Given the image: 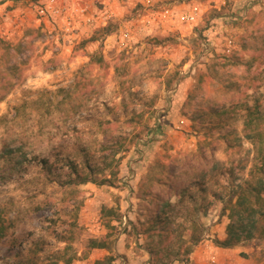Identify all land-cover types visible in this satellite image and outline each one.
<instances>
[{
    "label": "rangeland",
    "instance_id": "1",
    "mask_svg": "<svg viewBox=\"0 0 264 264\" xmlns=\"http://www.w3.org/2000/svg\"><path fill=\"white\" fill-rule=\"evenodd\" d=\"M43 1L0 0V264H264L263 229L215 244L238 191L264 180V0H58L41 15ZM6 151L23 163L11 177ZM70 162L92 180L67 183Z\"/></svg>",
    "mask_w": 264,
    "mask_h": 264
},
{
    "label": "trees",
    "instance_id": "2",
    "mask_svg": "<svg viewBox=\"0 0 264 264\" xmlns=\"http://www.w3.org/2000/svg\"><path fill=\"white\" fill-rule=\"evenodd\" d=\"M260 101L255 100V103L252 106H245L243 109L245 111V119H244V129L245 134L247 137L252 138L251 134H256L257 136H261V122L263 119V113L260 109ZM262 142V141H261ZM122 142H115L110 145H103L101 148L103 152V164L105 167H110L109 170V177L103 178L100 183H108L112 185L114 183V179L117 175V167H115V164H113V158L115 153L119 150L117 147H120ZM259 151L261 152L259 165L261 170H264V142L259 144ZM5 157L7 158V162H9V168L7 170V173L3 177H11L12 174L17 170L18 166H21L23 163L21 160H16L11 151H6L4 153ZM25 157V155H23ZM15 159V160H14ZM41 167L44 169H52L53 163L49 159H41ZM67 168L71 169V171L74 174V177L68 178L67 183L71 182H85L87 180H92V178L88 177V174H81L78 172L76 165L72 162L68 163L66 165ZM91 171V170H90ZM71 177V176H70ZM149 200L156 199V197H159V199H162L160 194L157 193H150L148 194ZM264 180L260 179L258 180L257 184L252 186L251 188H241L238 191V194L236 196V199L233 203L230 201V205H228L226 208L228 209V223L225 227V237L223 239H216L215 244L220 247H232L238 243H243L246 241H249L257 236L259 231L261 229L264 230L263 225L260 223V218L264 217ZM163 205L170 207L171 203L169 201H165ZM166 210L160 211L158 210V221L161 223L162 228H160L158 231L161 234V240L162 243H166V241H170V237L172 232L169 227V220H167ZM157 219V218H155ZM152 228V227H151ZM150 228V229H151ZM5 226L3 224L2 216H1V210H0V239L5 235ZM149 229V230H150ZM167 229V230H166ZM147 231V230H145ZM159 233V234H160ZM164 235V236H163ZM198 241V238L194 240L193 243H196ZM90 245L92 247L95 246H102L100 242L96 240H90ZM162 248V247H161ZM151 251V250H150ZM167 253L171 252L170 249H167ZM71 258H66L65 262H70ZM113 256L108 255L104 257L101 260H95L93 264H112ZM155 262V261H153ZM56 264V263H55Z\"/></svg>",
    "mask_w": 264,
    "mask_h": 264
},
{
    "label": "built area",
    "instance_id": "3",
    "mask_svg": "<svg viewBox=\"0 0 264 264\" xmlns=\"http://www.w3.org/2000/svg\"><path fill=\"white\" fill-rule=\"evenodd\" d=\"M57 1L58 0H45L41 2V4L38 5V12L41 15L58 13L60 11V7ZM197 10V7L193 6L190 11L182 16V18L186 21H192L197 14ZM228 44H230V40H228Z\"/></svg>",
    "mask_w": 264,
    "mask_h": 264
}]
</instances>
